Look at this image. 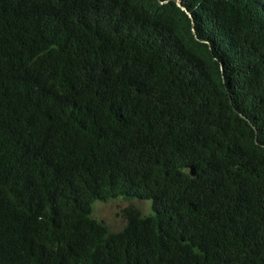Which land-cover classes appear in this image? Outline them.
<instances>
[{"label":"trees","instance_id":"trees-1","mask_svg":"<svg viewBox=\"0 0 264 264\" xmlns=\"http://www.w3.org/2000/svg\"><path fill=\"white\" fill-rule=\"evenodd\" d=\"M0 264H264V0H0Z\"/></svg>","mask_w":264,"mask_h":264},{"label":"rangeland","instance_id":"rangeland-1","mask_svg":"<svg viewBox=\"0 0 264 264\" xmlns=\"http://www.w3.org/2000/svg\"><path fill=\"white\" fill-rule=\"evenodd\" d=\"M128 207L137 208L145 217L154 215L151 201L119 197L108 202H95L92 206V217L105 224L110 232H117L125 224L124 210Z\"/></svg>","mask_w":264,"mask_h":264},{"label":"water","instance_id":"water-1","mask_svg":"<svg viewBox=\"0 0 264 264\" xmlns=\"http://www.w3.org/2000/svg\"><path fill=\"white\" fill-rule=\"evenodd\" d=\"M178 5L181 6L180 3H178ZM183 9L185 10V8H183Z\"/></svg>","mask_w":264,"mask_h":264}]
</instances>
